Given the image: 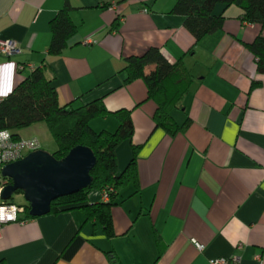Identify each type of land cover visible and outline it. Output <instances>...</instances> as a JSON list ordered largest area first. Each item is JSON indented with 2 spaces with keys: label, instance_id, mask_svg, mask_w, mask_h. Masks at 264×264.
Segmentation results:
<instances>
[{
  "label": "crops",
  "instance_id": "obj_1",
  "mask_svg": "<svg viewBox=\"0 0 264 264\" xmlns=\"http://www.w3.org/2000/svg\"><path fill=\"white\" fill-rule=\"evenodd\" d=\"M175 1L0 0V39L20 47L0 56V100L43 67L60 105L101 99L109 112L130 111L133 132L115 149L116 175L137 148V183L117 189L109 232L77 209L22 212L0 231V264H209L234 256L237 264H264V51L259 71L248 48L264 28L242 21L238 7L218 5L222 27L194 45L184 17L171 12ZM65 3L76 34L50 56L49 22ZM149 48L170 63L181 58L190 75L171 112L186 124L173 135L154 124L144 82L125 81L126 59ZM90 127L114 132L118 121L98 117ZM15 133L56 150L43 122ZM86 202H104L101 191L91 190Z\"/></svg>",
  "mask_w": 264,
  "mask_h": 264
},
{
  "label": "trees",
  "instance_id": "obj_2",
  "mask_svg": "<svg viewBox=\"0 0 264 264\" xmlns=\"http://www.w3.org/2000/svg\"><path fill=\"white\" fill-rule=\"evenodd\" d=\"M114 1L119 3L125 0ZM218 5H234L240 9L242 21L259 24L264 28V0H176L171 12L184 17V27L192 35L195 45L204 36L222 27L223 17L214 14ZM70 11L71 8L65 3L49 22L51 39L47 53L50 56L60 55L67 47L68 40L76 34L77 29L70 18ZM116 26L114 24V27ZM248 48L258 58V70L262 71L264 37L257 36ZM192 51L190 48L187 53ZM149 65H153L154 69L146 73L145 69ZM43 70V67L31 70L0 100V130H8L14 139H18L15 131L36 123H45L56 144V150L52 153L56 160L62 159L76 146L89 148L96 158V164L90 171V186L52 201L49 213L77 209L83 212L85 220L96 219L103 224L106 232H109V208L113 205L117 189L129 183H137L136 147H133L132 158L125 170L116 175L115 149L122 141L130 139L133 132L130 111L109 112L101 99L77 108H72L71 104L62 106L58 103L56 90L45 78ZM123 70L127 74V83L137 79L144 82L147 98L156 104L153 120L157 127H161L170 135L185 127L186 123L178 125L171 115L174 109H179V102L190 83V75L181 58L170 63L157 48H149L140 56L128 57ZM108 115L114 116L118 121L114 132H96L90 127L91 120ZM109 187H112L114 192L110 193L107 202L87 204L88 193L92 189L102 191ZM28 211V206L23 207L26 217L33 218L28 215Z\"/></svg>",
  "mask_w": 264,
  "mask_h": 264
},
{
  "label": "water",
  "instance_id": "obj_3",
  "mask_svg": "<svg viewBox=\"0 0 264 264\" xmlns=\"http://www.w3.org/2000/svg\"><path fill=\"white\" fill-rule=\"evenodd\" d=\"M95 164L94 154L85 146L72 148L60 160L44 150L30 152L3 168L2 174L10 184L3 188L0 199L9 201L21 192L29 216L46 215L52 201L90 186V171Z\"/></svg>",
  "mask_w": 264,
  "mask_h": 264
},
{
  "label": "built area",
  "instance_id": "obj_4",
  "mask_svg": "<svg viewBox=\"0 0 264 264\" xmlns=\"http://www.w3.org/2000/svg\"><path fill=\"white\" fill-rule=\"evenodd\" d=\"M20 52V47L17 43L10 40L0 39V56L10 57ZM17 70H23V66H17ZM41 150L39 142L34 138L29 139H14L8 130H0V193L3 188L10 184V180L3 176V168L21 160L30 152ZM114 192L112 187L101 191L102 200L107 202L110 198V193ZM23 212V206L17 205L10 201L0 202V231L9 223L17 222L18 215ZM23 223V220L19 221ZM195 246L198 250L202 249L200 244ZM238 257L232 258H214L209 261V264H237Z\"/></svg>",
  "mask_w": 264,
  "mask_h": 264
},
{
  "label": "rangeland",
  "instance_id": "obj_5",
  "mask_svg": "<svg viewBox=\"0 0 264 264\" xmlns=\"http://www.w3.org/2000/svg\"><path fill=\"white\" fill-rule=\"evenodd\" d=\"M49 138H51V137H49ZM53 144L55 146V143H53ZM41 149L44 150V151H46V152H48V153H51V151H53V150H50L49 148H47V146H41ZM92 190H94V189H92ZM12 201L14 203H17V204L20 203V202H23L24 199H23L22 194H14L13 197H12Z\"/></svg>",
  "mask_w": 264,
  "mask_h": 264
}]
</instances>
